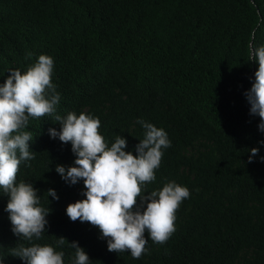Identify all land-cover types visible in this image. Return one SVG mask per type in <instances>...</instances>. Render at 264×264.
<instances>
[{
  "label": "trees",
  "instance_id": "obj_1",
  "mask_svg": "<svg viewBox=\"0 0 264 264\" xmlns=\"http://www.w3.org/2000/svg\"><path fill=\"white\" fill-rule=\"evenodd\" d=\"M250 42L264 46V0H0V86L9 70L23 74L40 55L51 57L56 114L98 118L107 145L121 136L133 155L144 134L138 120L163 129L171 146L143 192L169 182L190 192L164 244L146 230L139 259L109 252L98 228L66 215L86 189L55 171L76 159L70 143L49 136L59 122L30 118L23 130L34 159L21 162L16 182L32 184L50 213L39 239L16 237L0 188L2 264H23L10 254L21 245L51 246L74 264L72 242L90 264H264V132L244 95L258 69Z\"/></svg>",
  "mask_w": 264,
  "mask_h": 264
},
{
  "label": "clouds",
  "instance_id": "obj_2",
  "mask_svg": "<svg viewBox=\"0 0 264 264\" xmlns=\"http://www.w3.org/2000/svg\"><path fill=\"white\" fill-rule=\"evenodd\" d=\"M255 33L253 31L252 38ZM249 60L258 63L251 88L244 93L250 105V115L258 116V129L264 132V46L247 45ZM32 53H27L30 59ZM53 59L40 55L23 74L19 70L10 73L0 86V188L9 197L5 211L16 237L31 241L45 232L47 210L38 206V190L32 184L16 182L22 161L34 159L29 148L33 137L24 131L29 119L54 116L60 130L49 129L50 138H58L62 144H71L75 155L74 165L65 168L57 165L60 177L75 185L83 180L85 199L69 204L66 215L70 221L87 222L98 228L107 239L109 252H130L139 259L146 251L148 237L156 244H164L175 232V213L181 202L189 198L186 187L175 182L166 183L162 189L144 194L143 186L155 180V170L163 156L162 149L171 146L166 132L151 123L138 120L144 129L143 139L135 146L136 155L125 152L127 141L121 136L109 147L99 133L100 121L91 115L70 112L66 117L56 114L60 95L51 82ZM258 149L250 150L251 157ZM264 159V158H262ZM27 166V165H26ZM47 196L58 199L54 190ZM139 200V206L137 202ZM58 244L66 240L61 237ZM69 244V243H68ZM75 249L74 264H90L89 257L77 242L69 244ZM10 254L23 264H64L63 253L51 246H19ZM3 257H0V264Z\"/></svg>",
  "mask_w": 264,
  "mask_h": 264
}]
</instances>
